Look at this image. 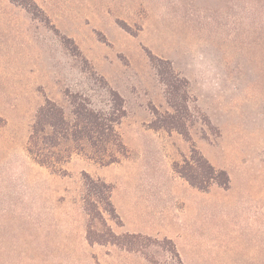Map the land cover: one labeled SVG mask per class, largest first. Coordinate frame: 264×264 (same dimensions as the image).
Masks as SVG:
<instances>
[{
  "label": "rangeland",
  "instance_id": "rangeland-1",
  "mask_svg": "<svg viewBox=\"0 0 264 264\" xmlns=\"http://www.w3.org/2000/svg\"><path fill=\"white\" fill-rule=\"evenodd\" d=\"M157 58L188 81L189 139L149 126L153 107L172 111ZM107 88L128 155L38 164L27 141L45 99L68 112L67 92L101 106ZM193 146L227 188L174 172ZM83 172L113 187L114 233L168 237L184 264H264V0H0V264H169L165 243L148 259L86 240Z\"/></svg>",
  "mask_w": 264,
  "mask_h": 264
},
{
  "label": "trees",
  "instance_id": "trees-1",
  "mask_svg": "<svg viewBox=\"0 0 264 264\" xmlns=\"http://www.w3.org/2000/svg\"><path fill=\"white\" fill-rule=\"evenodd\" d=\"M151 59L159 80L165 86V94L172 111L160 112L152 108L149 126L156 130L177 131L189 139L188 124L191 117L189 102L191 95L188 81L180 77L167 60ZM165 65V66H164ZM109 98L95 105L87 96L79 93L65 94L68 112L56 101L46 98L38 107L31 124L27 150L33 159L53 173L63 172L62 164L68 162L73 153L81 154L101 165L119 162L128 155V149L117 130L126 115L123 97L107 88ZM174 172L192 187L206 191L211 185L229 186L228 173L215 168L193 146L190 154L173 164ZM83 208L88 216L86 240L90 244H114L129 251L141 252L148 259L145 248L151 244L165 243L170 256L169 264H184L172 239L158 238L140 233L116 234L107 223L106 216L121 222L112 202L113 187L100 177L83 172ZM153 264H159L150 259Z\"/></svg>",
  "mask_w": 264,
  "mask_h": 264
},
{
  "label": "crops",
  "instance_id": "crops-1",
  "mask_svg": "<svg viewBox=\"0 0 264 264\" xmlns=\"http://www.w3.org/2000/svg\"><path fill=\"white\" fill-rule=\"evenodd\" d=\"M117 163V162H116ZM111 165V164H110ZM107 166V165H106ZM113 202V201H112ZM115 206V205H114ZM116 208V207H115ZM118 213V212H117ZM122 216V215H121ZM123 218V217H122ZM132 232V231H131ZM134 233L136 232V231H133Z\"/></svg>",
  "mask_w": 264,
  "mask_h": 264
}]
</instances>
